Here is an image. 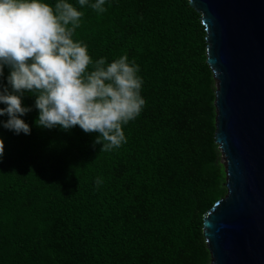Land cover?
<instances>
[{"label":"trees","instance_id":"obj_1","mask_svg":"<svg viewBox=\"0 0 264 264\" xmlns=\"http://www.w3.org/2000/svg\"><path fill=\"white\" fill-rule=\"evenodd\" d=\"M104 7L77 5L74 39L92 60L127 53L145 104L105 152L79 126H37L25 94L30 134L0 126V264H210L203 215L226 187L200 14L186 0Z\"/></svg>","mask_w":264,"mask_h":264},{"label":"clouds","instance_id":"obj_2","mask_svg":"<svg viewBox=\"0 0 264 264\" xmlns=\"http://www.w3.org/2000/svg\"><path fill=\"white\" fill-rule=\"evenodd\" d=\"M106 0H0V126L14 134L28 135L22 118L31 110L22 103L26 93L34 97L42 128L67 131L79 126L97 133L94 144L109 152L126 143L122 125L135 119L145 99L142 78L127 53L107 61L92 60L88 46L74 39L82 10L106 11ZM8 74L5 77L4 69ZM4 141L0 138V158ZM103 183L95 178L96 186Z\"/></svg>","mask_w":264,"mask_h":264},{"label":"water","instance_id":"obj_3","mask_svg":"<svg viewBox=\"0 0 264 264\" xmlns=\"http://www.w3.org/2000/svg\"><path fill=\"white\" fill-rule=\"evenodd\" d=\"M205 29L226 193L203 215L210 264H264V0H186Z\"/></svg>","mask_w":264,"mask_h":264},{"label":"rangeland","instance_id":"obj_4","mask_svg":"<svg viewBox=\"0 0 264 264\" xmlns=\"http://www.w3.org/2000/svg\"><path fill=\"white\" fill-rule=\"evenodd\" d=\"M220 161H221V156H220ZM222 163V162H221Z\"/></svg>","mask_w":264,"mask_h":264}]
</instances>
